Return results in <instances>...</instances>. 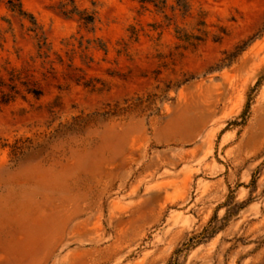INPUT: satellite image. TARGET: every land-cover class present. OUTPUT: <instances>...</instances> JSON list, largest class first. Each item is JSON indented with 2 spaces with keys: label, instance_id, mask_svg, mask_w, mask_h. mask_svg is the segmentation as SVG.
Returning a JSON list of instances; mask_svg holds the SVG:
<instances>
[{
  "label": "rangeland",
  "instance_id": "1",
  "mask_svg": "<svg viewBox=\"0 0 264 264\" xmlns=\"http://www.w3.org/2000/svg\"><path fill=\"white\" fill-rule=\"evenodd\" d=\"M0 264H264V0H0Z\"/></svg>",
  "mask_w": 264,
  "mask_h": 264
},
{
  "label": "trees",
  "instance_id": "2",
  "mask_svg": "<svg viewBox=\"0 0 264 264\" xmlns=\"http://www.w3.org/2000/svg\"><path fill=\"white\" fill-rule=\"evenodd\" d=\"M23 12V11H22ZM25 14V13H24ZM80 19L86 24V25H90L94 22V17L92 15H89L87 13H82L80 15ZM33 92L35 95L39 96L41 93H37L35 91H31Z\"/></svg>",
  "mask_w": 264,
  "mask_h": 264
}]
</instances>
